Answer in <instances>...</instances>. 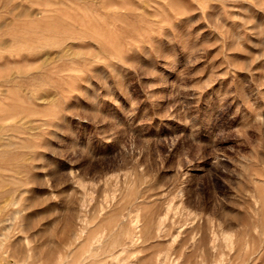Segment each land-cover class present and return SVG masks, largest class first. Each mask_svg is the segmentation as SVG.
Here are the masks:
<instances>
[{
    "label": "rangeland",
    "instance_id": "obj_1",
    "mask_svg": "<svg viewBox=\"0 0 264 264\" xmlns=\"http://www.w3.org/2000/svg\"><path fill=\"white\" fill-rule=\"evenodd\" d=\"M0 264H264V0H0Z\"/></svg>",
    "mask_w": 264,
    "mask_h": 264
}]
</instances>
